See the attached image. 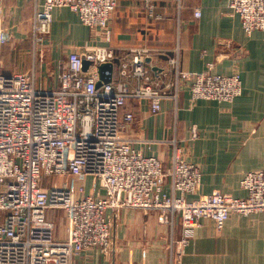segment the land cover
I'll return each instance as SVG.
<instances>
[{"label":"built area","instance_id":"built-area-1","mask_svg":"<svg viewBox=\"0 0 264 264\" xmlns=\"http://www.w3.org/2000/svg\"><path fill=\"white\" fill-rule=\"evenodd\" d=\"M116 5L117 0H41L32 20V41L39 44L47 37L54 9L68 8L108 43ZM228 8L246 35L264 32V0H228ZM7 40L0 22V264H72L85 249L114 252L107 210L114 218L124 209L156 212L166 225L179 218L178 257L203 220L220 231L230 214L264 212V166L241 178L240 188L247 193L243 198L221 192L198 195L202 175L180 148L173 147L165 167L121 137L134 119L131 113L120 115L126 99L146 98L155 114L164 98L158 83H148L145 50L133 51L131 75L126 64L121 72L147 81L146 86L129 89L126 83L108 82L97 87L99 66L113 64L115 56L111 49L93 45L70 53L61 63L57 84L42 87L33 74L3 73L1 50ZM171 64L178 70L176 57ZM212 69L209 64L193 75L176 71L175 85L179 88L191 79L193 102H232L240 96L238 73L220 75ZM196 137L193 126L191 138ZM68 176L79 182L75 191L46 183L51 177ZM86 178L103 188L105 196L85 194ZM49 209L63 210L64 241L55 238Z\"/></svg>","mask_w":264,"mask_h":264},{"label":"crops","instance_id":"crops-1","mask_svg":"<svg viewBox=\"0 0 264 264\" xmlns=\"http://www.w3.org/2000/svg\"><path fill=\"white\" fill-rule=\"evenodd\" d=\"M40 3L0 0V22L8 34L1 50L4 74H33L36 83L50 87L57 84L61 63L70 53L97 45L111 49L115 56L109 82L136 89L147 81L123 75L122 65H127L130 74L133 51L145 50L148 83H158L164 98L155 114L146 98L126 99L120 115L131 113L134 119L125 125L121 137L165 167L170 164L173 147L180 148L202 175L198 195H247L240 188L241 178L264 166V32L246 35L239 17L228 8V0H117L108 43L100 31L84 26L76 13L56 8L49 34L34 44L32 20ZM175 57L178 70L171 64ZM209 64L213 73L240 75V96L232 102H193L191 79L176 87V71L193 75L206 71ZM193 126L195 139L191 138ZM64 178L66 182L57 186L75 191L79 182ZM83 183L85 194L105 196L103 188L90 178ZM46 215L54 224L55 238L64 241L65 218L49 211ZM106 217L114 252L85 249L72 264H264V212L230 214L220 231L212 221L203 220L179 257V218L161 224L158 213L135 209L121 210L115 218L107 210Z\"/></svg>","mask_w":264,"mask_h":264},{"label":"water","instance_id":"water-1","mask_svg":"<svg viewBox=\"0 0 264 264\" xmlns=\"http://www.w3.org/2000/svg\"><path fill=\"white\" fill-rule=\"evenodd\" d=\"M84 68H86L87 63L84 62L83 64ZM98 73L100 75L99 82L97 83V87L100 86L102 83H108L111 80V74H112V64L106 63L98 68Z\"/></svg>","mask_w":264,"mask_h":264},{"label":"rangeland","instance_id":"rangeland-1","mask_svg":"<svg viewBox=\"0 0 264 264\" xmlns=\"http://www.w3.org/2000/svg\"><path fill=\"white\" fill-rule=\"evenodd\" d=\"M66 179L64 178V177H51V178H49V179H46V183L47 184H50V183H52V184H55V185H62V184H64L66 181H65ZM48 211L49 212H52V214L53 215H60L61 217H62V219L64 218L63 217V210H57V209H49V210H47V214H48ZM61 223L59 222L58 223V226L59 227H62V225H60ZM65 229V228H64Z\"/></svg>","mask_w":264,"mask_h":264}]
</instances>
